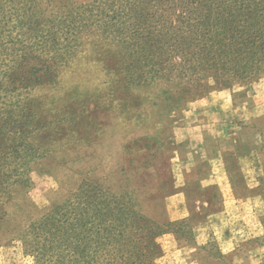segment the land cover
I'll list each match as a JSON object with an SVG mask.
<instances>
[{
  "label": "trees",
  "instance_id": "obj_1",
  "mask_svg": "<svg viewBox=\"0 0 264 264\" xmlns=\"http://www.w3.org/2000/svg\"><path fill=\"white\" fill-rule=\"evenodd\" d=\"M89 37L116 48L129 87L176 71L232 86L264 73V0H0V217L12 187L30 184L31 165L53 149L50 124L9 102L55 84ZM132 207L81 186L19 239L33 264H157L169 225L146 217L141 203Z\"/></svg>",
  "mask_w": 264,
  "mask_h": 264
},
{
  "label": "rangeland",
  "instance_id": "obj_2",
  "mask_svg": "<svg viewBox=\"0 0 264 264\" xmlns=\"http://www.w3.org/2000/svg\"><path fill=\"white\" fill-rule=\"evenodd\" d=\"M65 1L83 5L92 0ZM75 58L62 69L55 84L42 85L9 102L13 111L19 106V111L35 115L43 125L50 124L49 144L53 149L31 165L30 184L11 189L12 202L6 215L0 217V264H33L19 239L23 229L38 222L54 205L73 199L81 186L92 185L117 194L139 211L141 200L133 193L128 173L152 169L156 163L169 169L178 163L177 153L188 159L198 152L199 158L201 149L195 147V139L202 137L201 129L208 124L216 125L214 132L221 133L223 128L248 122L254 115L264 125V73L253 79H240L231 86L225 79L215 81L210 75L189 82L176 71L149 86L136 81L135 86L129 87L115 47L89 37ZM206 144H210L209 139ZM219 156L214 150L216 161H220ZM222 161L231 168V160ZM246 162L243 161L244 168L250 171ZM89 167L95 169L81 175L75 186L72 172ZM208 171L209 167L204 173ZM204 178L191 187L190 197L195 207L198 200L213 197L217 200L213 213H221L223 208L228 211L212 218L214 226L239 230L251 225V221L255 224L264 213L259 200L264 192L261 186L259 193H254L260 196L256 210L240 204L236 208V199L247 198V192L236 191L235 181L234 191L229 192L224 180L217 179L221 185H215ZM81 179L84 181L80 186ZM242 187L245 188L237 185ZM195 219L200 218L197 215ZM172 229L169 225L168 231ZM164 236L156 242L164 253L157 264H179L169 252ZM189 236L190 233L185 234L184 239ZM248 241L244 245L264 259V239ZM246 262L258 263L252 255L247 256Z\"/></svg>",
  "mask_w": 264,
  "mask_h": 264
},
{
  "label": "crops",
  "instance_id": "obj_3",
  "mask_svg": "<svg viewBox=\"0 0 264 264\" xmlns=\"http://www.w3.org/2000/svg\"><path fill=\"white\" fill-rule=\"evenodd\" d=\"M253 116L248 122L240 121L235 127L223 128L221 133L214 132L216 125L203 126L202 137L195 139V147L201 149L199 158L196 156L198 152L188 159L177 153L178 163H173L169 169L156 163L152 169H139L128 173L127 180L141 200L143 214L159 225H175V230L167 233L164 240L177 263L247 264V256L252 255L258 261L256 264H264V259H261L258 253L254 254L253 248L244 245L248 240L264 239V213L257 218L255 224L251 221V225L239 230L214 226L212 218L228 211L223 208L221 213H213L217 203L213 197L198 200L196 207L190 197L191 187L205 176L204 180L212 181L215 185H221L217 179L224 180L223 184L227 185L229 192L234 191L233 181L236 191L247 192V198L236 199V208L259 207L260 196H254V193H259V186L264 191V125L259 117ZM207 139L210 144L205 145ZM214 150L219 152L220 161H216ZM224 158L233 162L230 165L234 170L222 161ZM244 160L247 161L250 171L244 168ZM208 167L209 171L204 173ZM92 169L95 167H89L85 171H73V184L78 185L79 177ZM241 184L245 188H237V185ZM259 200H262L264 210V192ZM197 215L199 220L195 219ZM187 228H190V231H187ZM187 233H190V236L184 239Z\"/></svg>",
  "mask_w": 264,
  "mask_h": 264
}]
</instances>
